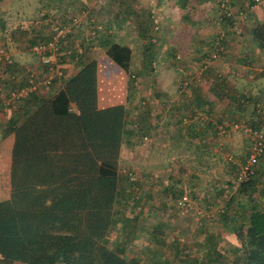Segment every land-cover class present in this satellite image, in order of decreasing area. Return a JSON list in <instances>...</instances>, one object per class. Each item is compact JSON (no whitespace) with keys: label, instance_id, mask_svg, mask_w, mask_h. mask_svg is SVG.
<instances>
[{"label":"rangeland","instance_id":"obj_1","mask_svg":"<svg viewBox=\"0 0 264 264\" xmlns=\"http://www.w3.org/2000/svg\"><path fill=\"white\" fill-rule=\"evenodd\" d=\"M227 7L233 25L223 18L222 9ZM78 10L67 18L66 25L76 20L71 40L82 44L83 54L89 55V48L94 46L102 50L100 41L106 26L112 41L131 45L130 72L137 86L131 88L134 93L129 98L130 118L139 123L138 109L144 108L146 102L151 106V123L144 124L150 141L146 146L141 142L125 145L121 156V168L132 170L138 179L135 194L140 201L135 206L137 196L127 192L129 199L116 206L117 222L107 235L108 245L122 249L127 257H140L144 264H232L240 254L229 241L238 242L232 232L233 226L241 223L237 214L250 205H264V195L260 194L264 189V157L259 160L262 175L236 180L238 163L246 159L253 144V137L244 128L257 122L258 129L264 130V118L255 110L248 118L244 114L251 98L264 97L263 89L255 93L256 86L262 88L264 84V49H259L249 36L242 38L243 31L264 19V0H86L85 8ZM82 21L87 23L83 25ZM50 23L43 30L47 36L59 25L54 19ZM93 27L100 29L95 35L90 34ZM29 31L32 34L31 28ZM222 36L230 56L215 52L216 39ZM25 38L27 42L20 47L1 36L0 45L9 50L12 58L14 51H22L31 63L27 67L41 72L42 64L30 49L29 37ZM147 52L153 58L149 64ZM242 52H251L255 61L250 60L249 69H235V87L218 94L216 100L217 86L205 82L200 75L205 68L202 62L210 61L217 67L220 60ZM245 71L254 82L249 84L248 75L242 76ZM124 75L130 82L131 74ZM198 84L215 105L205 102L191 109L193 104L186 101H191ZM177 98L186 105L181 112H176L177 107H166L169 100ZM208 120L218 125L237 123L239 128L217 134L205 126ZM189 127L202 131L191 143L186 138ZM203 130L215 141L220 139L212 149L204 148L208 143L203 141ZM228 137H233L236 145L229 148ZM228 155L233 161L227 159ZM250 184L255 190L247 187Z\"/></svg>","mask_w":264,"mask_h":264},{"label":"trees","instance_id":"obj_2","mask_svg":"<svg viewBox=\"0 0 264 264\" xmlns=\"http://www.w3.org/2000/svg\"><path fill=\"white\" fill-rule=\"evenodd\" d=\"M222 10L223 18L233 25V16L228 14L230 8ZM239 12L242 10L234 14ZM92 30L97 33L100 29L93 27ZM108 30V27L103 28L101 38L106 54L131 74L130 88H135L137 80L130 72L133 51L129 46L112 41ZM55 33L53 29L48 36L42 31L29 35V45L48 44L53 41ZM223 36L216 39L215 52L229 56ZM71 37L72 34L67 33L59 39L57 63L60 67L66 57H72L79 64L76 74L68 78L64 88L51 98L37 95L40 87L30 93L22 99L24 103L22 106L19 104L21 108L17 116L12 117L7 125V132L13 134V143L10 194L7 199L0 200V264H144L140 257H127L122 249L112 248L106 239L117 222L116 206L121 200L129 199L127 192L128 195L138 194V179L131 181L128 172L132 170L121 168L118 161L123 144H138L144 136L150 138L144 124L151 123L147 113L151 112V106L146 102L144 108L138 109L140 124L130 118L124 104L98 107L97 63L95 60H83L82 44H76ZM251 40L259 49H264V22L256 25ZM78 46L81 47L80 52ZM147 54L149 64L153 58ZM246 54L237 55L236 63L247 66L250 60ZM227 61L220 60L219 64ZM202 64L205 68L200 75L205 82L217 86L216 97L227 89L232 90L224 76L214 71L217 67L211 66L210 61ZM48 67L49 64H42V71L46 72ZM0 69V103L7 105L8 90L18 86L17 80L9 76L13 73L21 75L22 70L17 61L0 63ZM60 71L61 76V68ZM21 76L18 77L19 85H24L25 80ZM200 89L199 84L196 85V92L189 100V104H193L191 109L194 105L209 103L210 97H203ZM263 98H251L249 104L252 111L255 110L262 118L264 113L258 102ZM71 103L75 104V110L71 109ZM234 124L237 123L218 125L208 120L205 126L220 134L232 130ZM251 125V129L259 128L257 122ZM188 129V143L202 133L200 128ZM261 157H264V152ZM259 168L258 162L252 178L255 174L262 175ZM253 186L247 187L253 189ZM262 191L261 196L264 189ZM238 193H243V190H238ZM136 196L135 206L140 201L139 195ZM237 216L241 223L233 226L235 230L232 232L239 243L234 251L240 254L232 264H264V205L261 208L256 204L250 205Z\"/></svg>","mask_w":264,"mask_h":264},{"label":"crops","instance_id":"obj_3","mask_svg":"<svg viewBox=\"0 0 264 264\" xmlns=\"http://www.w3.org/2000/svg\"><path fill=\"white\" fill-rule=\"evenodd\" d=\"M82 1L86 3V0H77V1L74 0H67V1L66 0H3L2 1L0 0V37L5 36L6 37L5 41L21 44L20 45L21 47L22 42L23 43L27 42V40H25L26 36L29 37V35L32 34L34 35L36 34V32H41V31L43 33V30L47 27L48 24H51L50 21H53V19H54V23H58L60 26L65 25L67 18L73 16L75 13H78L79 11L78 8L79 9L85 8V3H83ZM73 4L77 5L78 8L76 9L75 5ZM81 12L84 11L81 10ZM43 14L44 16H42ZM261 22H264V19L257 20L255 24L252 26V28L250 29L248 28V30L245 32L243 31L242 38H244V36H249L250 38L248 39H252V32L254 31L256 25ZM81 23L85 25V23L87 22L82 21ZM30 28L32 34H29ZM115 42L122 44L118 41ZM123 44L131 48V45H129V43H123ZM100 48H102V50L97 49L95 46L90 47L89 49L91 52H89V55L88 53H85L83 55L84 58H82L83 60H95L97 63V105L98 107L103 108L111 105L124 104L128 110L130 104L129 98L131 97V92L132 93L134 92L130 88V82L128 81V79H125L124 74H126L127 72L123 70L117 63H115V61H113L106 54V47L102 45L101 41H100ZM246 53H247L246 56L248 57L249 60L255 61L256 57H254L251 52H246ZM12 54L14 57L13 59L15 61H18L21 70H24L27 66L31 65V63H29V60L27 59L28 57L25 58L22 51L19 52L14 51ZM232 57H229L228 59L229 61L217 65V68H215L214 70L215 72L220 73L221 75L224 76L226 80L225 82L229 85L231 89L235 87L234 86L235 82L234 80H232V77L236 76L237 74L235 69L248 68V66H246L244 63L243 65H241L242 63L241 64L236 63L237 56H232ZM230 59L233 61L231 62ZM130 64H131L130 65V69H131L133 65V55ZM60 68L62 69V75L61 76L55 75L54 82L49 87H41L40 90H38L37 95L45 99L53 97L58 91L64 88L66 80L76 74V72L79 69V64L77 60L69 56L65 58L64 61H62V63L60 64ZM21 73L23 74L22 71ZM242 76L243 77L247 76L246 80L247 82H249V84L254 82L253 80H250L251 75L249 71H247V73L245 71L244 75ZM256 87L257 88H255V93L259 89L258 85ZM246 89L249 88L246 87ZM262 89L264 90V84L262 85ZM201 91L203 97H205L204 91L203 90ZM225 91H228V89ZM137 93L139 92L137 91ZM210 99H209V103L215 105L216 102L212 101L214 99L212 98ZM216 100L219 99L216 97ZM183 101L184 100L182 99L178 100V98L177 100L171 99L169 100V103L167 104L166 107L167 108L177 107L175 109L176 112H181L182 109L186 107ZM186 102L189 104V101ZM23 103L24 102H18L17 107L0 103V200L7 199L10 194L9 170L11 164V148L13 143V134L7 132L8 130L7 125L12 117L17 116L16 114L19 108H21L19 107V104H21L22 106ZM154 103H156L155 104L156 107L159 106V103L157 101ZM71 109L75 110L74 103H71ZM170 110L174 111L173 109ZM251 111H252V107L249 105L246 106V110L244 113L245 117L248 118L251 115ZM147 113L149 115V112ZM155 117H157V113ZM163 121L164 120H161V122ZM203 136L205 137L203 138L204 143L205 142L208 143L206 147L204 146L203 147L208 150L212 149L213 146L217 145V142L220 140L217 138L218 140L215 141V139L211 137L209 133H205V131ZM234 144L236 145V142H234L233 137L231 138L228 137L226 139V145H229V148L233 147ZM124 146H125L124 144L121 146V151H120L121 153L118 161V166L121 164V156L123 154ZM229 241H231L234 246L238 245L237 241L235 242L232 239H230Z\"/></svg>","mask_w":264,"mask_h":264},{"label":"built area","instance_id":"obj_4","mask_svg":"<svg viewBox=\"0 0 264 264\" xmlns=\"http://www.w3.org/2000/svg\"><path fill=\"white\" fill-rule=\"evenodd\" d=\"M76 24V20L74 19L67 25H58L55 28L56 33L52 42L48 44L39 43L31 46L30 49L38 58V61L43 65L49 64V67L46 72H39V70H33L30 67H26L22 70V76L16 73L11 74L9 77L14 81L17 80L16 83L18 86H14L8 90V98L5 100L7 105L17 107L18 102H21L22 99H25L30 93L37 91L39 87L50 86L55 75L60 76L61 71L57 63L58 59L56 54L58 41L67 33H71L73 28H76ZM90 34L95 35L96 33L94 30H91ZM78 49L80 52L81 48L79 46ZM5 62H7V64H11L15 61L5 47L0 45V63L5 64ZM20 76L25 80L24 85H19L20 79H18V77ZM0 89H2V86H0ZM258 107L264 113V98L258 102ZM238 127V124H234L232 129H237ZM244 131L253 137V144L247 153L246 159L238 163L236 175L239 181L246 179L253 174V169L258 164L259 159L264 152V130L245 127ZM148 142L149 139L147 136H144L141 140V144L143 146H146ZM227 159L229 161H233V157L231 155H228ZM128 177L131 181L137 178L134 172H128Z\"/></svg>","mask_w":264,"mask_h":264}]
</instances>
